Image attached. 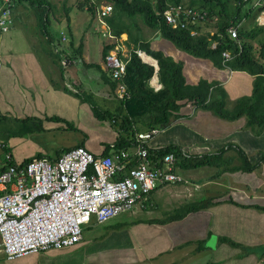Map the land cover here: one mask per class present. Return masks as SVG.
Here are the masks:
<instances>
[{"label":"crops","instance_id":"1","mask_svg":"<svg viewBox=\"0 0 264 264\" xmlns=\"http://www.w3.org/2000/svg\"><path fill=\"white\" fill-rule=\"evenodd\" d=\"M13 17L14 26L31 22L30 30L36 29L34 18L20 11L17 19L15 13ZM216 19L205 26L210 21L214 25ZM208 30L214 33L206 27ZM30 38L29 44H8L0 52V137L10 142L17 156L8 150V145L5 151L11 152L17 163L39 156L56 159L64 149L76 145L96 155L104 154L107 145L115 146L120 133L115 122L95 117L93 102L87 100L86 91L82 92L85 84L77 68L69 70L71 63L85 54L84 41L77 47L71 40L73 49L81 50L64 67L55 63L46 50L50 48L47 43L41 44L32 34ZM123 38L128 35L123 34ZM149 40L153 49L183 62L187 83L197 84L201 79L220 82L230 104L252 94L255 77L248 72L218 67L162 36ZM51 47L55 50L54 43ZM147 61L153 59L149 56ZM86 64L92 67L95 63ZM100 78L103 80L102 75ZM103 82L105 86L101 83L98 90L108 109L101 110L116 113L121 102L117 87L112 89L106 80ZM151 83H158L157 76ZM67 86L72 94L63 90ZM87 101L92 108L86 106ZM181 114L148 145H179L189 156L222 152L224 160L220 165L177 168L185 177L183 182L162 185L152 192L146 205L126 217L123 214L108 224H96L95 234L89 239L83 236L75 246L52 248L14 260H8L0 251V264H264V210L254 206H264V129L247 126L246 116L224 119L191 102L183 105ZM84 125L98 126L86 132ZM136 134L130 137L132 143ZM240 151L248 156L254 166L252 171L239 169L243 165ZM205 167L209 169L202 170ZM230 197L235 202H230ZM210 199L213 203L204 208L171 218L185 204ZM224 237L239 245H231Z\"/></svg>","mask_w":264,"mask_h":264},{"label":"trees","instance_id":"2","mask_svg":"<svg viewBox=\"0 0 264 264\" xmlns=\"http://www.w3.org/2000/svg\"><path fill=\"white\" fill-rule=\"evenodd\" d=\"M28 1L35 8L36 26L43 40L50 43L46 48L53 57L55 63L61 64L62 53L70 61L81 48L56 52L51 45L55 38L50 33L52 16H55L57 6L50 0H17ZM114 5V12L108 17V22L113 32L120 37L123 33L128 35L125 41L130 48V57L127 62V71L124 83L127 86V95L120 97V110L116 113L109 110H101L93 104L94 113L100 120L115 122L120 133L114 146V150L128 149L132 147V138L138 132L149 131L153 128L165 129L171 126L174 119L182 116L181 109L185 103L191 102L196 108L212 111L215 115L229 120H236L242 116L247 117V126L264 129V24L257 20L258 15L264 10V0L261 5H255V0H106ZM177 3L192 5L207 11L209 19L217 18L214 25L208 22L207 27L211 30L201 31L200 25H190L187 28H173L164 18V11L168 6ZM88 5V6H87ZM88 7L95 11V3L84 0L79 3L80 8ZM73 6L66 8L67 17L70 21V11ZM61 8H58L57 12ZM94 14V13H93ZM143 23V25L140 23ZM212 27H210V26ZM237 26L238 38H233L228 33V27ZM142 26L152 29L156 35L171 41L179 49L184 50L196 57L207 58L218 67H228L231 70L246 71L253 75V92L249 96H243L228 103V93L220 82H209L201 79L197 84H189L183 73V62L176 61L172 56L166 55L163 50L153 49L151 41L145 36ZM206 27V26H205ZM197 28V34L191 30ZM214 41H218L217 47L212 48ZM57 47V45H55ZM111 45H105L103 55L108 53ZM140 49L157 62L149 63L139 56ZM224 51H230L231 57L225 59ZM74 54V55H73ZM92 67L99 66L91 64ZM101 69V67L99 66ZM154 76L158 83L152 84ZM103 80L111 84L113 89L118 86L109 74H102ZM64 91L72 94L71 88L64 87ZM183 101L185 103H183ZM257 130V129H256ZM130 135V136H129ZM66 148L64 150H67ZM113 146L107 145L104 154H110ZM173 153L177 168H199L205 165H220L224 155L221 153L212 155H185L179 145H166L158 148H149V158L158 161L157 166L163 165L165 155ZM241 159L243 165L239 169L252 171L254 166L248 156L243 152ZM41 157V156H39ZM26 160L23 163L30 161ZM14 163V161L12 162ZM233 168L232 170H235ZM230 202H235L232 197ZM212 199L195 201L179 207L172 219L183 217L189 212L199 210L210 204ZM264 210V206L254 205ZM170 218V219H171ZM231 245L239 243L224 237Z\"/></svg>","mask_w":264,"mask_h":264},{"label":"built area","instance_id":"3","mask_svg":"<svg viewBox=\"0 0 264 264\" xmlns=\"http://www.w3.org/2000/svg\"><path fill=\"white\" fill-rule=\"evenodd\" d=\"M17 0H1L0 33L13 25V8ZM263 0H255L261 5ZM95 3L101 35L111 45L105 56L110 75L118 83L119 97L127 95L124 77L130 50L127 39L118 37L108 22L114 5L106 0ZM164 18L173 28H187L209 21L207 11L183 3L170 4ZM264 24V10L257 18ZM199 30L193 28L191 33ZM228 33L238 38L237 26L228 27ZM214 41L212 48L217 47ZM129 48V47H128ZM130 49V48H129ZM145 59L142 50H137ZM223 57L229 59L230 51ZM63 65L67 62L63 60ZM159 128L138 132L132 147L96 155L83 145L63 150L56 159L33 157L26 163L13 162L12 153L5 151L6 163L0 165V251L8 260L48 249L72 247L83 240L84 225L94 219L97 224L132 211L137 203L159 186L185 180L175 164V155L169 153L163 165L149 158V140ZM185 155L187 151L183 149ZM189 156V155H188Z\"/></svg>","mask_w":264,"mask_h":264},{"label":"rangeland","instance_id":"4","mask_svg":"<svg viewBox=\"0 0 264 264\" xmlns=\"http://www.w3.org/2000/svg\"><path fill=\"white\" fill-rule=\"evenodd\" d=\"M50 1L55 3V5L57 6V10L58 8H61L59 12H57L56 10L55 16L51 17L52 26L50 28V33L56 40L55 45L60 47V49L62 48L65 51L68 50L69 53H71V50H70L71 40L75 42V45L77 47L80 45L81 42L84 41L85 54L83 55V57L79 58L77 61H74L73 63H71L69 70L71 71L74 67L77 68V71L79 72V79L80 81H83L85 84V88L82 85L81 86L84 89L82 90V92L83 91L87 92L86 93L87 100L90 102H93L92 104H97V106H99L100 109H103V108L108 109V107H106L105 105V102H103V99L100 98L101 95H100V91L98 90L99 87H101V83L102 84L104 83L103 80H101L100 76L103 73L109 76L110 72L106 66V63L104 61V55H103V46H104V43L106 42V39L100 33L99 23H98L97 17L95 16L96 14L95 11L92 12L86 6L83 9L80 8L79 3L84 0H50ZM68 6H73L72 10L70 11V15H69L70 21L66 13V8ZM18 11L22 12L28 18H34V20H36V18L34 17L35 8L30 4V2L28 1H18L17 2L13 10V15L15 13L16 19H17ZM140 23L143 25L141 21ZM31 25H32L31 22L30 23L27 22L26 26L22 25L21 23L16 24L8 32L2 33L0 35V52L2 51L3 47L7 46L8 44H14V45L16 43L17 44L18 43L29 44L31 42V38H30L31 34L32 36H37V39L41 44L44 45L47 43V47H49L50 43L43 40L42 36L39 34L37 30V26H36V29H35L36 31H35L34 30L35 27H33V29L30 30ZM205 25L206 23L202 24V27H204ZM25 27L27 30L24 29ZM142 27L145 31V36L147 38H151L154 40L155 37L157 36L156 33L152 29H149L146 26H142ZM206 27L203 28L204 32H205ZM122 39H124L123 36H122ZM86 63H95L99 65L101 69L99 68V66L89 67ZM103 86L105 85L103 84ZM88 101L86 102L87 107H89L90 105ZM91 106L92 105H90V107ZM84 126H85L86 132H87V129L92 132L93 131L92 128H95L98 125H93L92 127L91 125H84ZM0 139L3 141L1 137ZM4 142L6 145H8V150L10 151L13 150L15 152V155L17 156V152L14 150L10 142H6L5 140ZM14 160L15 159L13 158V161ZM6 162L7 161L5 158V151L0 148V165H4ZM207 169L209 168L205 167L202 170H207ZM161 186H159L158 188H160ZM151 194L148 195L147 199H144L143 201L137 203L132 211H134L135 209L139 207H142L143 205H146L148 203V199L150 198ZM132 211H129L128 213L127 212L123 213L125 215L123 214L122 215L126 217L128 216L129 213L131 214ZM96 224L97 223L93 219L89 225H84L83 236H85L86 239H89L91 236L95 234V228L97 227Z\"/></svg>","mask_w":264,"mask_h":264},{"label":"clouds","instance_id":"5","mask_svg":"<svg viewBox=\"0 0 264 264\" xmlns=\"http://www.w3.org/2000/svg\"><path fill=\"white\" fill-rule=\"evenodd\" d=\"M16 4H17V1H16L15 5H16ZM0 5H1V0H0ZM15 5H14V7H15ZM13 10H14V8H13ZM12 14H13V13H12ZM13 27H14V17H13V25H12V27H11L10 29H12ZM10 29H9V30H10ZM9 30H8V31H9ZM8 31H6V32H8ZM2 33H4V32H1L0 35H1ZM123 34L125 35V33H123ZM123 34H122V35H123ZM127 39H128V38H127ZM63 50H64V49H62V48L60 49V47H58V46L55 47V51H56V52H61V53H62ZM64 54H65V53L63 52V53H62L61 64L63 65L62 62H63V60H65V61L67 62V65H66V66L63 65V66H64V67H67V66L71 63V61H69V60L64 56ZM105 56H106V55H105ZM104 61H105V57H104ZM69 62H70V63H69ZM109 74H110V73H109Z\"/></svg>","mask_w":264,"mask_h":264},{"label":"water","instance_id":"6","mask_svg":"<svg viewBox=\"0 0 264 264\" xmlns=\"http://www.w3.org/2000/svg\"><path fill=\"white\" fill-rule=\"evenodd\" d=\"M161 37V34L159 33L158 35H157V38H160ZM145 60V59H144ZM147 61V60H146ZM149 63H151V64H153V65H155V67L157 68V62L156 61H148Z\"/></svg>","mask_w":264,"mask_h":264},{"label":"bare ground","instance_id":"7","mask_svg":"<svg viewBox=\"0 0 264 264\" xmlns=\"http://www.w3.org/2000/svg\"><path fill=\"white\" fill-rule=\"evenodd\" d=\"M143 56L145 57L146 60H149V56L146 54H143Z\"/></svg>","mask_w":264,"mask_h":264}]
</instances>
